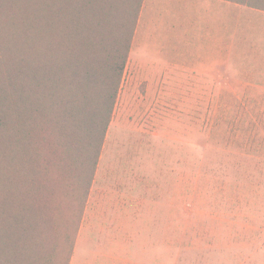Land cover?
Returning a JSON list of instances; mask_svg holds the SVG:
<instances>
[{"label":"rangeland","instance_id":"obj_1","mask_svg":"<svg viewBox=\"0 0 264 264\" xmlns=\"http://www.w3.org/2000/svg\"><path fill=\"white\" fill-rule=\"evenodd\" d=\"M155 3L149 25L139 18L71 246L62 235L81 184L53 165L39 175L43 188L70 192H48L49 264H264V87L158 69L200 30L177 22L189 7Z\"/></svg>","mask_w":264,"mask_h":264},{"label":"trees","instance_id":"obj_2","mask_svg":"<svg viewBox=\"0 0 264 264\" xmlns=\"http://www.w3.org/2000/svg\"><path fill=\"white\" fill-rule=\"evenodd\" d=\"M230 1L264 10V0ZM142 3L0 0V264H49L48 192L70 196L65 183L59 192L42 187L51 165L62 181L81 184L69 223L78 221ZM76 226L62 235L69 246Z\"/></svg>","mask_w":264,"mask_h":264},{"label":"crops","instance_id":"obj_3","mask_svg":"<svg viewBox=\"0 0 264 264\" xmlns=\"http://www.w3.org/2000/svg\"><path fill=\"white\" fill-rule=\"evenodd\" d=\"M156 1L143 0L138 21L145 13L147 24L152 22ZM163 1L189 7L191 13L180 14L177 22L198 26L200 33L194 42H185L170 65L154 62L158 69L172 66L175 73H217L227 77L234 73L238 82L244 83L238 85L240 88L264 87L259 84L264 82V10L230 0Z\"/></svg>","mask_w":264,"mask_h":264}]
</instances>
